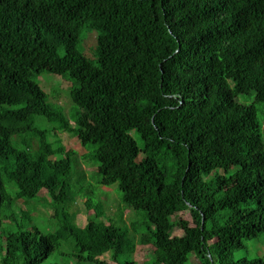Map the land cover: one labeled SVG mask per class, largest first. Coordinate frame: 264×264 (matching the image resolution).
<instances>
[{
    "label": "trees",
    "instance_id": "1",
    "mask_svg": "<svg viewBox=\"0 0 264 264\" xmlns=\"http://www.w3.org/2000/svg\"><path fill=\"white\" fill-rule=\"evenodd\" d=\"M84 31L97 32L90 57ZM44 72L70 83L86 120L49 102ZM258 103L264 0H0V264H264L235 257L264 235ZM63 132L85 151L66 152ZM76 155L97 163L98 183L119 182L141 221L107 215ZM81 195L94 210L84 226ZM132 233L151 258H134Z\"/></svg>",
    "mask_w": 264,
    "mask_h": 264
},
{
    "label": "rangeland",
    "instance_id": "2",
    "mask_svg": "<svg viewBox=\"0 0 264 264\" xmlns=\"http://www.w3.org/2000/svg\"><path fill=\"white\" fill-rule=\"evenodd\" d=\"M92 33L91 31H84L83 33V41L81 43V49L85 51V53L90 57L91 56V49L93 45L95 46V43L91 40L89 37V34ZM97 35V32H93L92 36L95 37ZM64 78L55 73L51 72H44L39 76V82L41 84V87L44 89V91L48 94L49 102L56 105H61L64 109L65 113L69 116L70 121L73 125L76 124L77 119L80 117L84 121L87 119L88 116L82 115L81 112H79L78 106L72 101L70 97V83L68 81L64 82ZM239 100L241 102L251 103L255 101V95H240ZM257 106L259 107V116L262 121H264V104L258 103ZM37 125H39L42 128L45 127H51L54 124H52L46 117L41 116L37 118ZM62 143L65 146L66 152H71L72 150H75L78 152V156L85 151V147L81 144V142L78 140V137L73 136V134L69 132H63L62 133ZM15 144V141H13ZM19 147L22 146V142L18 141ZM58 146V145H57ZM74 171L75 174H77V171H87L85 174V181L91 182V185L89 186L88 191L89 194L92 195L95 201H102L106 208V213L109 217L115 219L116 221H121V212H123V221L125 223H129L134 219L141 221L142 212H140V216H138L132 209L127 208L124 203L122 202V194L119 189V182H115L110 185L106 184H100L97 182V172L94 173L97 170V163L94 165L93 163H89L86 161H83L79 157L74 156ZM76 161H78L76 163ZM92 192V193H91ZM40 197L34 201L33 206L35 207L34 215L36 218H39L41 220L47 219V216L51 214L52 209L46 205V199H48V191L47 189H42L40 193ZM88 199V197H84L83 195L79 196L78 203L76 205L75 209L79 210L78 216H77V222L84 226L89 219L92 218L94 214L93 209H87L85 206V201ZM183 217L190 219L191 216L189 212H184ZM120 224V223H119ZM182 230L177 229L175 231V234H181ZM132 236H134L135 241L137 244V249L134 254V258L139 261H145L149 258H151L153 247L152 245H143L140 244L139 241V235H135L132 233ZM247 247L238 249L235 253L236 258H241L243 256H248L250 258L253 257H263L264 258V235L259 239L254 240H248L246 242ZM4 253H9L6 249L4 250ZM103 258L107 259L111 263H115L112 258L110 257L109 253H106L102 256ZM191 264H200L197 257L193 254L191 258Z\"/></svg>",
    "mask_w": 264,
    "mask_h": 264
}]
</instances>
